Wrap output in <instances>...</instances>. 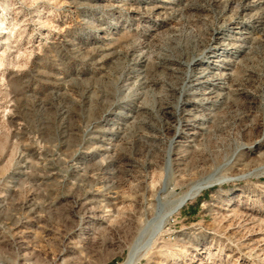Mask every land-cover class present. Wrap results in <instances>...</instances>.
I'll list each match as a JSON object with an SVG mask.
<instances>
[{
	"label": "rangeland",
	"instance_id": "374dc122",
	"mask_svg": "<svg viewBox=\"0 0 264 264\" xmlns=\"http://www.w3.org/2000/svg\"><path fill=\"white\" fill-rule=\"evenodd\" d=\"M211 174L137 264H264V0H0V264H123Z\"/></svg>",
	"mask_w": 264,
	"mask_h": 264
},
{
	"label": "bare ground",
	"instance_id": "6f19581e",
	"mask_svg": "<svg viewBox=\"0 0 264 264\" xmlns=\"http://www.w3.org/2000/svg\"><path fill=\"white\" fill-rule=\"evenodd\" d=\"M229 180H231V178L220 177L218 174L208 175L207 177L195 182L186 192L180 194L175 200H172L168 204L163 203V207L159 214L155 217L152 224L140 236L139 242L134 246L129 258H127L128 260H126L123 264H137L138 261L146 256L149 252L151 244H155L153 240L158 234L161 232L163 233L162 230L170 217L176 214L189 200L199 195L203 190L210 188L217 183Z\"/></svg>",
	"mask_w": 264,
	"mask_h": 264
}]
</instances>
